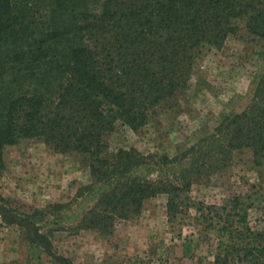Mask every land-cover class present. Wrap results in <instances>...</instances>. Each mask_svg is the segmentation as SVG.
Masks as SVG:
<instances>
[{
    "label": "trees",
    "instance_id": "1",
    "mask_svg": "<svg viewBox=\"0 0 264 264\" xmlns=\"http://www.w3.org/2000/svg\"><path fill=\"white\" fill-rule=\"evenodd\" d=\"M238 23L264 40V0H0V169L3 147L22 140L73 154L88 169L73 199L89 204L73 223L63 222L60 203L24 216L29 225H52L40 241L48 244L53 231L107 236L163 194L167 221L192 207L195 224L216 233L210 259L195 264H264V230L248 225V203L189 196L195 179L225 169L237 152L263 164L264 73L241 110L179 153L118 148L107 155L116 123L135 130L172 106L194 60L220 48ZM44 251L55 264H72Z\"/></svg>",
    "mask_w": 264,
    "mask_h": 264
},
{
    "label": "rangeland",
    "instance_id": "2",
    "mask_svg": "<svg viewBox=\"0 0 264 264\" xmlns=\"http://www.w3.org/2000/svg\"><path fill=\"white\" fill-rule=\"evenodd\" d=\"M262 73L264 40L238 23L220 48L203 51L194 60L187 88L172 106L135 130L116 123L106 138L107 155L118 148L156 156L179 153L241 110ZM1 158L0 206L21 222H9L0 213V264H55L44 246L72 264H195L198 258L210 259L216 233L195 224L192 207L185 217L167 221L163 194L145 200L137 217L115 223L107 236L89 229L53 231L45 244L37 235L52 225L45 221L26 225L24 216L60 203L67 205L60 212L63 222L73 223L89 204L73 199L76 189L88 181L87 167L73 154L53 152L31 140L4 146ZM189 196L214 205L240 197L249 204L248 225L264 230V162L255 166L247 150L235 153L220 172L195 179Z\"/></svg>",
    "mask_w": 264,
    "mask_h": 264
},
{
    "label": "water",
    "instance_id": "3",
    "mask_svg": "<svg viewBox=\"0 0 264 264\" xmlns=\"http://www.w3.org/2000/svg\"><path fill=\"white\" fill-rule=\"evenodd\" d=\"M0 213L3 214V216L5 217V220L9 221V222H17L19 220V218L13 214H11L10 212L6 211L3 207L0 206ZM26 225H28V223L26 222Z\"/></svg>",
    "mask_w": 264,
    "mask_h": 264
}]
</instances>
